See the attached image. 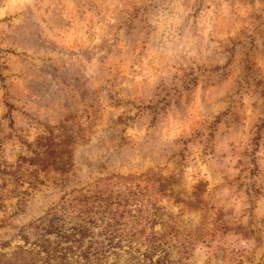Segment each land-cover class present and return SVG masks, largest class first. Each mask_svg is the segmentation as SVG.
I'll return each instance as SVG.
<instances>
[{"label":"rangeland","instance_id":"1","mask_svg":"<svg viewBox=\"0 0 264 264\" xmlns=\"http://www.w3.org/2000/svg\"><path fill=\"white\" fill-rule=\"evenodd\" d=\"M92 194L101 264H264V0H0V264H81Z\"/></svg>","mask_w":264,"mask_h":264},{"label":"trees","instance_id":"2","mask_svg":"<svg viewBox=\"0 0 264 264\" xmlns=\"http://www.w3.org/2000/svg\"><path fill=\"white\" fill-rule=\"evenodd\" d=\"M79 202L82 203V206L78 209V214L81 217H84V219L78 218L79 224L76 223L75 225L69 227L67 233H61L60 229H52L53 220H47L46 224L48 225L46 227H48V229L46 232L48 230H54V234L56 236L63 239L65 242L73 244V249H75V251H73L72 254L76 259L81 261V264H101L102 260L105 259L106 254H110V250H120L118 249L120 245L112 243V239L108 238L110 236L108 229L111 227L110 223H113V218L105 217L108 216V213L106 212L107 206L106 204L104 205L100 203V198L95 194L84 197L82 200H79ZM90 214L101 216L99 223H101L102 233L99 235L103 237V241H97V239L94 237V234L88 227L89 224H92V222H90ZM84 240L86 244L83 245ZM147 243L148 246L146 250L141 254H138L139 252L137 250L129 246L127 247L131 253L129 254V259L130 261L134 262L133 264H178V262H172L168 260L166 252L160 248L158 243H156L155 236L153 234L150 235ZM68 249L70 250V248ZM43 252L45 259H48L50 256H52L47 251ZM60 252L61 251H58V254ZM54 253L57 252L54 251ZM61 258L62 257L59 259Z\"/></svg>","mask_w":264,"mask_h":264}]
</instances>
